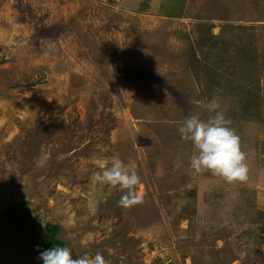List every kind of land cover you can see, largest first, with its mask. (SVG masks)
<instances>
[{"label":"rangeland","instance_id":"1","mask_svg":"<svg viewBox=\"0 0 264 264\" xmlns=\"http://www.w3.org/2000/svg\"><path fill=\"white\" fill-rule=\"evenodd\" d=\"M213 99L244 183L189 167L178 128ZM112 156L136 162L143 203L93 187L91 158ZM19 200L73 258L264 264V0H0V212ZM11 230L0 264H39Z\"/></svg>","mask_w":264,"mask_h":264},{"label":"clouds","instance_id":"2","mask_svg":"<svg viewBox=\"0 0 264 264\" xmlns=\"http://www.w3.org/2000/svg\"><path fill=\"white\" fill-rule=\"evenodd\" d=\"M194 103L211 115L207 120H202L200 113H194L185 118L178 128L180 138L191 142L194 148L189 161L190 169L194 174L210 172L228 184L246 182L249 171L245 163L246 154L241 150L239 136L229 127L230 121L220 110V104L215 99L208 103L195 100ZM91 162L99 169L91 175L94 188L109 187L121 192L117 202L121 208L143 203V195L137 191L141 180L134 160L129 159L125 163L118 156H112L92 157ZM89 206L94 212L95 202L90 201ZM39 259L43 264H111L99 251L94 256L85 253L73 258L70 248L65 246H54L42 251Z\"/></svg>","mask_w":264,"mask_h":264},{"label":"trees","instance_id":"3","mask_svg":"<svg viewBox=\"0 0 264 264\" xmlns=\"http://www.w3.org/2000/svg\"><path fill=\"white\" fill-rule=\"evenodd\" d=\"M0 222L11 231L34 232L36 243L40 247V253L54 246H65L60 237L61 226L55 223H46L44 229L39 221L32 215V210L26 201H13L0 212ZM39 264L43 261L39 259ZM6 264V263H3Z\"/></svg>","mask_w":264,"mask_h":264}]
</instances>
